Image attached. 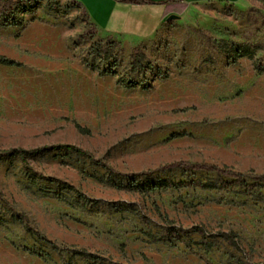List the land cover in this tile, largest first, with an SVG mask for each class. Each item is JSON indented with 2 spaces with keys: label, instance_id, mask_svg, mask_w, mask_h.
<instances>
[{
  "label": "rangeland",
  "instance_id": "obj_1",
  "mask_svg": "<svg viewBox=\"0 0 264 264\" xmlns=\"http://www.w3.org/2000/svg\"><path fill=\"white\" fill-rule=\"evenodd\" d=\"M95 1L113 13L119 0ZM148 1L126 12L147 29L160 10L196 0ZM210 1L169 14L144 40L127 31L101 37L79 0L0 3V14L21 23L0 19V56L20 63L0 65V151L61 144L94 158L65 150L0 158V264H264V189L212 172L160 170L208 163L249 184L264 180V73L231 49L246 45L264 61V0ZM95 160L136 174L139 185H197L133 188Z\"/></svg>",
  "mask_w": 264,
  "mask_h": 264
},
{
  "label": "trees",
  "instance_id": "obj_2",
  "mask_svg": "<svg viewBox=\"0 0 264 264\" xmlns=\"http://www.w3.org/2000/svg\"><path fill=\"white\" fill-rule=\"evenodd\" d=\"M2 1H4V0H0V3ZM119 1H121L123 3L131 4V5L150 4V2L148 0H119ZM30 3H31V0H17V4L19 6H23V7H28L30 5ZM23 7H21V8L23 9ZM25 11H27V10H25ZM0 19L4 25H14V26L21 25L20 21H15V17L13 16V12H10L8 14V13H6V9L1 11ZM231 49H232L233 53L235 54V58H243V57L250 58L252 60L253 69L258 73H264V61L254 59V55H255L254 51L252 49H250L248 46H246V45H233ZM142 57L143 56L141 53H139L138 48L133 49L131 59H132V65L134 66L135 69L136 68L140 69L142 67ZM0 65L6 66V67H19L20 63L16 62L15 60L7 59L5 57L0 56ZM75 128L80 133H83V134L88 133V130L81 128L79 125H75ZM51 150L72 151V152H75L79 155H84L91 160H94V158L90 154L81 150L78 147H75L72 145H61V144L55 145V146L42 147V148L34 149L31 151H26V150H22V149H11V150H7V151H0V158L15 157L16 156V157L21 158L24 161L26 156H28V155L39 154V153L51 151ZM95 162L98 165H100L102 168L106 169L109 172L110 176H120L123 178H127L130 186L133 188L148 187L150 190L166 189V188L179 189L182 187L197 185L195 183H186V184L174 183V182L169 181V180H161V179H153V178H147L142 185H139L135 181L136 180V174H125V175L120 174V173H117V172L113 171L112 169H110L102 161H98V160L96 161L95 160ZM173 169H189V170H195V171L212 172L218 176H224V177L232 178L234 180V183L232 184L233 186H240L246 190L264 189V180L262 178H259V177L255 178L257 180L262 181L259 184L258 183L249 184L246 181V179L242 173L236 172V171L229 169L227 167H218L216 165H212V164H208V163L176 162V163H172V164H169V165H166V166H163L162 168H160L161 171H167V170L170 171ZM143 175H147V174L145 173ZM203 187L211 188L212 185H205ZM15 218L18 221H24V222L27 221L26 216L23 214H20V213H16ZM27 232L33 236H36L37 239H39L40 241H43V242L53 246V244L50 240H48L45 237H43L42 235H40L38 232H36L32 228L27 227ZM195 232L198 233L200 236L204 237V231L203 230L197 228V229H195ZM233 237L234 236H230V235L223 236V238L225 240L229 241L231 244H233L235 246H238L237 242H235ZM169 238H171V239L174 238L176 241H178L180 243L184 242V240L178 235V233L173 228H169ZM188 247H190L189 244H188ZM23 251L29 255H35L39 258H43V255L37 254L36 252H33L27 248H24ZM74 255L91 257L90 254H87L84 251H76V252H74ZM201 259L204 263L209 264V261L206 258L203 257Z\"/></svg>",
  "mask_w": 264,
  "mask_h": 264
},
{
  "label": "crops",
  "instance_id": "obj_3",
  "mask_svg": "<svg viewBox=\"0 0 264 264\" xmlns=\"http://www.w3.org/2000/svg\"><path fill=\"white\" fill-rule=\"evenodd\" d=\"M81 1V7H83L85 13L87 14L90 23L97 29L98 34L105 38H116L118 32L127 31L129 35L138 37V40H144L151 37L160 24L169 16V14H175L180 16L186 10L190 9L192 6L197 4H204L211 2L210 0H196L195 2L182 4L176 8V10H160L157 14V23L154 27L147 29V24L145 19L141 18H129L126 15L128 9H130L129 4L118 1L116 4V11L109 13V11L104 10L99 2L95 0H79ZM239 0H232L228 3H236ZM149 6V4H146ZM127 28V29H125ZM145 31V32H144Z\"/></svg>",
  "mask_w": 264,
  "mask_h": 264
},
{
  "label": "water",
  "instance_id": "obj_4",
  "mask_svg": "<svg viewBox=\"0 0 264 264\" xmlns=\"http://www.w3.org/2000/svg\"><path fill=\"white\" fill-rule=\"evenodd\" d=\"M175 18H176V17L171 16V17L168 18V20H173V19H175Z\"/></svg>",
  "mask_w": 264,
  "mask_h": 264
}]
</instances>
